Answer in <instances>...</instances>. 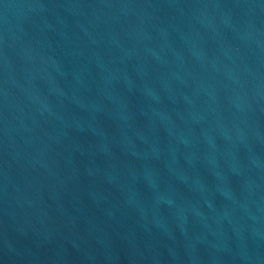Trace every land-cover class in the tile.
Wrapping results in <instances>:
<instances>
[{
  "label": "water",
  "instance_id": "obj_1",
  "mask_svg": "<svg viewBox=\"0 0 264 264\" xmlns=\"http://www.w3.org/2000/svg\"><path fill=\"white\" fill-rule=\"evenodd\" d=\"M0 264H264V0H0Z\"/></svg>",
  "mask_w": 264,
  "mask_h": 264
}]
</instances>
